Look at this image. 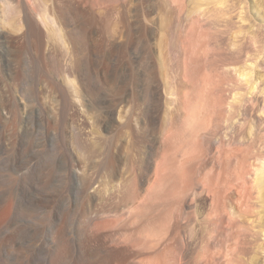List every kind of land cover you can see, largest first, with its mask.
Returning <instances> with one entry per match:
<instances>
[{
    "label": "bare ground",
    "instance_id": "bare-ground-1",
    "mask_svg": "<svg viewBox=\"0 0 264 264\" xmlns=\"http://www.w3.org/2000/svg\"><path fill=\"white\" fill-rule=\"evenodd\" d=\"M10 1L20 9L26 33H34L33 14L38 6L33 0ZM222 2L110 0V21L114 27L110 48V116L113 122L123 120L116 125L126 129L120 134V141L114 123L113 130L110 129V178H120L126 190V183H130L134 187L132 192L128 190L130 201L140 200L131 208L135 211L130 216L132 221L128 218L131 222L122 223L121 231H117V226V232L115 228L110 230V244L120 256L138 257L143 250L137 247L141 252H134L137 248H131L132 242V246L143 244L146 230L153 238L163 234L160 244L159 239L153 241L159 235L154 239L149 235L152 240L143 245L151 250L148 244L152 241L158 248L154 244L152 248L156 249L146 250L145 257L142 253L140 259L139 255L130 264L264 262V254L246 258L248 263L242 259L247 252L253 253L255 242L264 232L247 217L256 210L261 192L264 194V174L256 164L264 158V118L260 115L264 86L262 89L252 83L253 87H249L250 80L245 77L249 74L241 72L236 76L235 59L239 58L235 54V59L231 57V52L227 55L225 48L219 51L217 43L223 39V30L215 32L211 17L223 12ZM70 4L77 7L76 0H70ZM212 47L217 49L211 51ZM123 52L124 59L120 57ZM239 76L249 82L244 83ZM167 95L173 96V102L169 99L173 106ZM226 122L228 125H223ZM129 131L137 139V149L127 139ZM151 200H166L167 209L163 204L166 212L161 217L145 219L142 214L147 206L143 201L150 205ZM129 206L123 205L118 212L131 213ZM113 212L118 214L117 210ZM117 220L119 217L113 222ZM225 222L236 228L227 238V243L232 244L223 251L216 250L220 245L216 235ZM240 229H249L251 233Z\"/></svg>",
    "mask_w": 264,
    "mask_h": 264
},
{
    "label": "rangeland",
    "instance_id": "rangeland-1",
    "mask_svg": "<svg viewBox=\"0 0 264 264\" xmlns=\"http://www.w3.org/2000/svg\"><path fill=\"white\" fill-rule=\"evenodd\" d=\"M222 1L223 12L211 17L216 31L213 30L224 31L223 39L216 46L219 51L225 48L227 55L231 52V57L235 54L239 58L233 57L238 60L236 76L241 72L249 74L245 76L250 80L248 86L262 88L264 0ZM33 2L39 8L33 14L34 33L29 35L16 2L0 1V264H130L139 255V259L146 256L150 249L144 245L153 235L147 230L144 232L145 242L140 244L144 249L132 246V242L131 248H141L145 254L140 253L138 257L120 256L110 244V230L121 231L123 224L132 221L135 212L132 209L140 201H130L128 194L134 190L130 183H126L130 185L128 191L120 178L114 181L110 176L113 123L118 140L126 130L116 125L123 122L116 120L118 114L114 122L110 116L111 32L114 29L110 21V0H76V8L70 0ZM61 4H64L62 10ZM121 56L125 58L124 52ZM245 77L243 82L248 83ZM165 97L167 101H174L171 95ZM260 112L264 118V101ZM129 132L127 139L134 148L137 139L132 133L136 129ZM256 164L264 174V158ZM262 195L261 192L262 198L256 202L255 214L247 216L257 229L264 228ZM145 201V207L153 206L145 208L149 210L148 214L146 211L142 214L145 219L153 215L161 217L166 212V200H154L155 203L151 200L150 205ZM123 205L130 207V215H122ZM115 209L120 210V216L115 215ZM112 217L113 220L119 217L118 223ZM235 231V227L223 223L216 235L220 244L216 250L229 247L232 244L229 237ZM245 232L251 233L249 229ZM262 233L254 245L255 256L247 252L242 259L246 261L264 254ZM158 235L153 241L159 239L160 244L163 234ZM227 238L231 243H227ZM151 242L147 243L151 250L158 248ZM154 244L156 248H152Z\"/></svg>",
    "mask_w": 264,
    "mask_h": 264
}]
</instances>
